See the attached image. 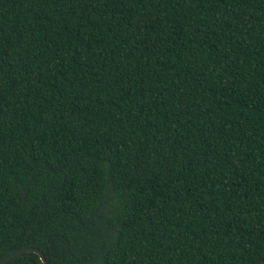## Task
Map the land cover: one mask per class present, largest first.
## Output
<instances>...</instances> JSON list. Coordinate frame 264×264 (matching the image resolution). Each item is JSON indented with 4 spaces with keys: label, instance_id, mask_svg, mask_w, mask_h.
<instances>
[{
    "label": "trees",
    "instance_id": "trees-1",
    "mask_svg": "<svg viewBox=\"0 0 264 264\" xmlns=\"http://www.w3.org/2000/svg\"><path fill=\"white\" fill-rule=\"evenodd\" d=\"M24 246L264 264V0H0V259Z\"/></svg>",
    "mask_w": 264,
    "mask_h": 264
},
{
    "label": "water",
    "instance_id": "water-1",
    "mask_svg": "<svg viewBox=\"0 0 264 264\" xmlns=\"http://www.w3.org/2000/svg\"><path fill=\"white\" fill-rule=\"evenodd\" d=\"M24 252H34L36 254H38L40 260L42 261L43 264H49L48 261L46 260L43 252L36 248V247H32V246H24L21 248H18L17 250L7 254L6 256H4L3 258L0 259V264H6L8 261H10L11 259H13L14 257L24 253Z\"/></svg>",
    "mask_w": 264,
    "mask_h": 264
}]
</instances>
